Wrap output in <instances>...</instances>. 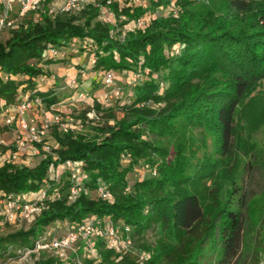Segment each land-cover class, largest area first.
Segmentation results:
<instances>
[{"label":"trees","instance_id":"trees-1","mask_svg":"<svg viewBox=\"0 0 264 264\" xmlns=\"http://www.w3.org/2000/svg\"><path fill=\"white\" fill-rule=\"evenodd\" d=\"M170 1L157 0V5ZM173 2L175 12L155 16L144 28L127 29V21L148 9L118 8L110 2L117 16L111 22L99 19V6L106 0L68 12H61L56 0H44L39 17L28 13L0 35V110L32 98L41 99L46 108L66 98L68 111L83 102L84 114L104 110L92 89L80 88L78 78V84L69 86L71 92L57 95L62 85L44 65L64 58L45 57L47 48L66 49L74 43L95 57L91 70L138 75L130 80L132 93L120 107L123 118L112 115L111 125L92 126L90 134L53 129L52 154L29 164L0 165L4 194L45 186L62 194L48 198L28 227L0 234V257L34 248L53 227L67 228L94 216L129 225L133 238L149 229H156L157 236L143 247V262L119 257L95 238V254L85 250L88 259L80 264H230L240 256L250 198L239 168L252 170L258 153L251 137L264 126V0ZM172 45L178 48L175 55L168 51ZM82 91L87 97L79 99ZM178 122L199 128L202 140L205 132L210 134L213 156L192 161L178 142L174 156L167 159L168 148L160 142L177 132ZM123 154L129 156L126 165ZM66 160L79 161L89 177L72 198L67 194L66 168L60 179L47 173L51 164L56 170ZM140 161L154 168L155 175L137 179L126 190L127 175ZM99 184L110 198L98 194ZM83 246L78 242L65 259L53 251L32 264H79L76 252Z\"/></svg>","mask_w":264,"mask_h":264},{"label":"built area","instance_id":"built-area-1","mask_svg":"<svg viewBox=\"0 0 264 264\" xmlns=\"http://www.w3.org/2000/svg\"><path fill=\"white\" fill-rule=\"evenodd\" d=\"M44 0H0V35L13 28L28 13L39 17L40 7ZM89 0H63L59 6L61 12L71 11ZM111 2V0H107ZM106 13L113 15L106 7ZM54 9L50 8L49 13ZM170 11L175 12L172 8ZM101 12V11H99ZM104 13L99 14L103 18ZM106 18V17H104ZM107 21L110 17L107 16ZM105 21V20H104ZM148 22L141 16L126 22L128 28H144ZM178 48L175 49V52ZM45 57L66 58L67 51L64 47L47 48ZM88 63L93 66L95 57L91 54ZM113 71L103 73V84L105 90L102 95L95 99L102 103L110 99L120 98V88L114 82ZM138 75L131 73L129 79L135 81ZM78 84L76 78L69 82L70 87ZM79 99L87 97V91L78 92ZM56 127L61 132L73 131L60 114L49 112L43 108L41 99H26L16 104H7L0 110V165L8 162H20L29 164L34 158L41 155L52 154L56 143L52 138V129ZM143 167L155 174V169L148 164ZM62 168L67 170L69 182L67 194L69 198L76 197L83 190L85 181L88 180V173L82 164L75 160H66ZM126 190H129L127 187ZM97 192L102 198H110L111 193L101 184ZM35 193V194H34ZM34 194V195H32ZM32 196V197H31ZM62 194L57 190L50 191L48 186L40 187L29 193H0V223L16 224L19 222H30L43 208L48 198L59 199ZM129 225H119L107 217H90L79 224L69 226L61 234L52 238L41 237L34 248L26 250L28 254L39 253L44 250H52L60 258L65 259L68 253L74 250L78 242L85 245V250L95 254L93 240L100 238L108 249L115 253L123 254L132 248L133 237ZM137 258L144 260L145 254L142 251L136 253ZM77 262L80 260L76 257Z\"/></svg>","mask_w":264,"mask_h":264},{"label":"rangeland","instance_id":"rangeland-1","mask_svg":"<svg viewBox=\"0 0 264 264\" xmlns=\"http://www.w3.org/2000/svg\"><path fill=\"white\" fill-rule=\"evenodd\" d=\"M56 1L59 2L60 0ZM89 1L90 2L86 4L94 5L99 0ZM192 1L202 2L204 0ZM111 2H116L118 8L130 6L131 9H134L135 6H141L145 9H148V11L143 15L147 22H149L152 18L157 15L169 13L172 8L175 9V4L173 0H171L168 4L166 3L160 5H157V0H111ZM106 7H109V11L113 12L112 8L110 7V2L108 3L106 0L105 5L102 4L99 6V11H101L99 12V14L101 15V13H104L103 18L100 16L99 19H101L102 21H107L106 18L108 16L110 17V21L114 22V18H116L117 16H115V13H113V15H108L106 13ZM120 19H122V17H120ZM176 48V45H172L171 47H169V53L171 55H175ZM80 51L83 53H87V51H84L83 49H81ZM114 74V82L120 88L121 91L120 98L110 99L106 102L103 101L102 103H100V106L104 107V110L101 113L97 114L94 111H89L84 114L82 110L84 109L85 102L76 103V110L63 112L60 111L59 108H57V110L54 108L51 112L60 114L63 120L70 125L74 132L83 134H90L92 132L91 127L95 125H111L113 123V119L111 118L112 115H114L115 119L123 118L125 112L120 107H123L124 103L129 100V95L132 93L134 85L130 82V79L128 78L129 76H126L130 75V72L128 74L126 73V75H124L123 72H114ZM79 86L80 88H84L83 86H81V84H79ZM105 90L107 89L101 86L99 89H96L95 92L97 96L100 97ZM108 108H112L111 111L107 110ZM176 129L177 132L173 136H171L170 138H164L160 142L162 145L168 148L169 154L167 159H171L174 156L176 145L178 142L184 144V149L182 150V152L188 155L192 161H196L203 155L213 156L214 141L210 134L205 132L204 138L202 140V131L199 128H188L182 122L177 123ZM251 140L255 142V151L256 153H258V157L252 158L254 166L250 172L246 173V168L243 169L241 166L239 168V175H242L243 178V186L245 187V191L249 196L248 198H250L244 222L246 234L243 246L241 248L240 256L235 259L236 261L233 260V262L230 264H264V186L262 183L264 177V126H261L257 129V131L252 135ZM121 159L122 163L126 165L128 163L129 156L123 154ZM245 159L246 158H244V160ZM62 169V164L58 165L56 170L54 169V165L51 164L47 169V173L50 175L51 179H54L55 176L56 179H60ZM186 172L190 174L189 169H187ZM150 175L151 172L143 167V163L141 161L137 164H134L132 171L129 172L127 175L129 191L134 181ZM64 178H66V180L68 179L67 174H65ZM0 193H2V191H0ZM28 225V222H19L11 225L0 223V234H5L6 232L13 231L19 228H26L28 227ZM65 229V225L53 227V229L46 234V237L50 239L55 235L64 232ZM156 236V229H149L140 235H136L133 238L132 248L123 254L125 256L127 255L128 257L132 256L137 258L136 253L143 250L146 257L147 250L143 247L145 245L153 243ZM81 249V252H76V257L82 263L85 262L86 259H88V255L85 252V246H83ZM14 252L17 253V256L15 257H0V264H32L34 260H36L42 255L53 254L52 250H45L44 252L41 251L39 254H28L27 251L24 250H14ZM119 257H122V254H120ZM143 261L144 260H141L140 262Z\"/></svg>","mask_w":264,"mask_h":264},{"label":"crops","instance_id":"crops-1","mask_svg":"<svg viewBox=\"0 0 264 264\" xmlns=\"http://www.w3.org/2000/svg\"><path fill=\"white\" fill-rule=\"evenodd\" d=\"M62 1L63 0H60L59 2L56 3V5L61 4ZM124 26L127 29H129L126 25ZM80 50L81 49H78L76 44L74 43L70 44L66 47V51H67L66 58L56 62H49L44 65V69H47L50 72L53 81H55L57 85H62L60 88H56L57 95H59L60 91L63 90H68L69 92H71V89L69 87V82L73 78H78L79 83L81 84V86L84 87L83 89L85 90L92 89L95 92V90L99 89L101 86L104 88L103 71L91 70L90 65L88 63L89 53L88 52L83 53ZM123 73L124 75H126V73L128 74L129 72H123ZM95 96L99 98L96 92H95ZM65 103H66V98L61 99L60 101H58V103L53 104L47 108L43 106V108L47 110V113L51 112L54 108L56 110L57 108H59L60 111L67 112L70 107H68L67 106L68 104ZM53 129L59 130L56 127H54ZM53 141L56 143L54 138Z\"/></svg>","mask_w":264,"mask_h":264}]
</instances>
